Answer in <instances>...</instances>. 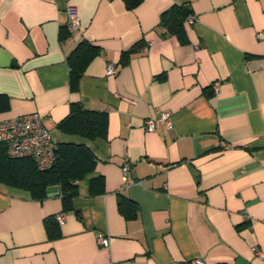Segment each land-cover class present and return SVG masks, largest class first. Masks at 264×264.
<instances>
[{"label": "crops", "instance_id": "crops-1", "mask_svg": "<svg viewBox=\"0 0 264 264\" xmlns=\"http://www.w3.org/2000/svg\"><path fill=\"white\" fill-rule=\"evenodd\" d=\"M174 6L196 20L182 36L161 24ZM83 41L99 53L74 93ZM77 102L108 116L95 169L69 206L0 183V264H264V0H0V122L39 114L59 145Z\"/></svg>", "mask_w": 264, "mask_h": 264}, {"label": "trees", "instance_id": "trees-1", "mask_svg": "<svg viewBox=\"0 0 264 264\" xmlns=\"http://www.w3.org/2000/svg\"><path fill=\"white\" fill-rule=\"evenodd\" d=\"M123 1L127 9L133 10L142 0ZM190 15L191 12L186 6H174L164 13L161 24L172 34L182 36L184 24ZM97 53V47L83 41L69 57L72 92H79L83 70ZM58 126L61 133L78 140L57 144L56 162L48 170H40L31 157H10L6 147L0 143V183L27 191L35 199L46 198L50 187L60 186L64 203L69 206L78 194V182L95 169L96 155L88 143L107 138L108 116L106 113L87 109L77 102L71 104L68 116ZM133 206L135 203L128 199L120 202V209L127 218L135 216L127 211ZM57 225L59 224L56 222L54 226L57 228ZM54 226L47 222L50 238L56 237Z\"/></svg>", "mask_w": 264, "mask_h": 264}, {"label": "built area", "instance_id": "built-area-1", "mask_svg": "<svg viewBox=\"0 0 264 264\" xmlns=\"http://www.w3.org/2000/svg\"><path fill=\"white\" fill-rule=\"evenodd\" d=\"M67 14L70 18L69 28L77 29L80 27V16L75 7H69ZM195 18L189 16L186 24L195 23ZM108 76L116 74L115 67L109 65L107 70ZM215 93H219V88H215ZM164 126L168 129L173 127V123L168 114H162L159 119H149L145 122V131L154 132L157 128ZM0 143L7 150V154L12 158L31 157L40 170H48L56 162L57 144L53 138V134L48 130L42 122L39 114H29L22 117L9 119L0 122ZM129 166H124V176L128 175ZM56 222L61 226L64 224L65 217L63 214L56 216ZM97 243L101 247L109 246L107 237H99ZM181 264H205L203 260H195L193 262H184Z\"/></svg>", "mask_w": 264, "mask_h": 264}]
</instances>
